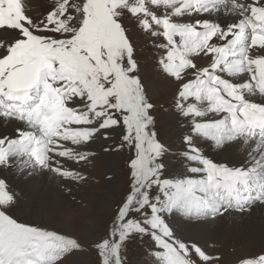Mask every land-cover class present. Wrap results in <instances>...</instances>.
<instances>
[{
  "label": "snow or ice",
  "instance_id": "1",
  "mask_svg": "<svg viewBox=\"0 0 264 264\" xmlns=\"http://www.w3.org/2000/svg\"><path fill=\"white\" fill-rule=\"evenodd\" d=\"M0 0V169L54 173L76 185L92 145L119 130L129 187L103 236L85 240L18 220L17 194L0 176V264H128L127 243L149 242L152 264H218L176 235L179 215L215 221L264 205V0ZM151 43L175 86L185 174L165 175L169 147L140 75L133 34ZM201 141L245 153L238 166L207 157ZM105 148V152L112 151ZM238 264H264V251Z\"/></svg>",
  "mask_w": 264,
  "mask_h": 264
},
{
  "label": "rangeland",
  "instance_id": "2",
  "mask_svg": "<svg viewBox=\"0 0 264 264\" xmlns=\"http://www.w3.org/2000/svg\"><path fill=\"white\" fill-rule=\"evenodd\" d=\"M42 5L38 6L39 8H33L29 14L36 15L38 12H42L43 8L46 7L43 3ZM133 40L137 45L136 57L140 63L141 78L153 102L158 105L154 113L156 130L160 139L169 147V152H171L170 155L163 158L167 168L165 175L167 174L170 178L183 175L187 162L181 156L184 148L182 142L184 131L180 127L179 119L172 105L175 86L160 73L156 64V53L151 43L138 33L133 34ZM119 141V130H117L110 132L107 140L101 138L92 145L96 155L83 169L90 177L87 184L78 186L54 173H49L59 177L58 188L66 197L62 202L56 204L48 197L42 199L44 206H48V211L51 212L48 216L49 220L42 215L37 218V213L31 207L34 195L31 192L30 196H27L26 189L22 190V196L17 195L18 203L13 209V215L22 222L71 232L85 240L89 237L95 239L98 236H103L110 226L117 205L120 204L129 187L128 160L130 153L127 149L116 150ZM206 147L209 148V145ZM105 148L113 150L105 152ZM202 151L215 162L230 166V161L234 162L240 158L235 154H227L224 149H217L216 147L202 149ZM193 221L196 220H186V218L176 215L171 218L173 224L170 226L181 239L207 246L208 251L220 257L218 264H238L241 257L264 251V234L262 235L261 246H258L252 237L242 235L237 228L229 224L227 227H217L210 230L209 234L201 239L200 232H198L200 236L197 231L194 236L190 235L192 228L190 226L194 223ZM197 227L199 230H204L200 226ZM95 260V252L84 251L71 256L68 259V264H95ZM127 261L128 264H152V257L149 255V242L138 238L128 241Z\"/></svg>",
  "mask_w": 264,
  "mask_h": 264
},
{
  "label": "bare ground",
  "instance_id": "3",
  "mask_svg": "<svg viewBox=\"0 0 264 264\" xmlns=\"http://www.w3.org/2000/svg\"><path fill=\"white\" fill-rule=\"evenodd\" d=\"M30 2L33 5V8H36V7L39 8L40 5H42V3L44 5H47V0H30ZM9 130L10 128L0 127V132H8ZM207 145H209V148L206 147ZM200 146L202 147V149H210V148L215 147L211 141H208V142L201 141ZM223 149L225 152H227V154L231 153V154H235L237 157H240L238 158V160H235L234 162L230 161L231 166H238L245 159V153L240 151L239 148L235 145H226ZM0 176L8 177L10 181V186L12 187L13 191L18 196H22V190L24 189H26L25 191H26L27 196H30L31 192L33 193L34 200L31 203L33 204L31 207H33V209L37 213L38 215L37 218H39V215H42L45 219L46 218L48 219V216L51 213V212L49 213L48 211V206L45 207L44 204L42 203L43 198L45 199V197H48L55 204L57 202H62L63 199L66 198L64 197V194L58 188V184H59L58 178L59 177L50 175L49 173L48 174H43V173L38 174L37 173V174L32 175V177L30 176V178H28L29 176L20 175L16 169H13L12 171L0 169ZM179 220H182V219H179ZM193 222L194 223L190 226L192 227L190 230L191 236H194L195 232L197 231V234L198 232H200L201 239H203L205 238V236H207V234H209L210 230H214V228H217V227L219 228L227 227L229 224H231L235 228H237L242 235L252 237L256 245L261 246L262 235L264 234V205L257 204V205H254L249 212H246L243 214L232 213L231 215H225L224 217L217 218L215 221L201 220V221H193ZM197 226H200L204 230L197 229L198 228Z\"/></svg>",
  "mask_w": 264,
  "mask_h": 264
}]
</instances>
